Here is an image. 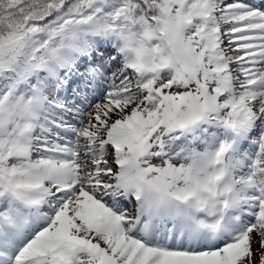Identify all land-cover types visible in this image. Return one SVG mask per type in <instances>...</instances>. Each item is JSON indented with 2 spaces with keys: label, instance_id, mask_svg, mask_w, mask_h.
I'll use <instances>...</instances> for the list:
<instances>
[{
  "label": "snow or ice",
  "instance_id": "snow-or-ice-1",
  "mask_svg": "<svg viewBox=\"0 0 264 264\" xmlns=\"http://www.w3.org/2000/svg\"><path fill=\"white\" fill-rule=\"evenodd\" d=\"M0 264H264V0H0Z\"/></svg>",
  "mask_w": 264,
  "mask_h": 264
}]
</instances>
